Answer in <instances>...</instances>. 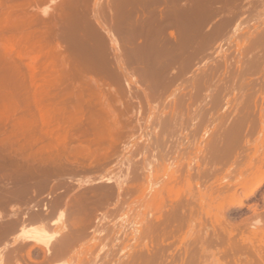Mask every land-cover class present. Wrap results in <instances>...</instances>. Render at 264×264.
<instances>
[{
    "label": "rangeland",
    "instance_id": "1",
    "mask_svg": "<svg viewBox=\"0 0 264 264\" xmlns=\"http://www.w3.org/2000/svg\"><path fill=\"white\" fill-rule=\"evenodd\" d=\"M59 1L0 0V214L6 216L14 210L12 208L22 209V212L30 208L29 214H51L46 215L50 233L59 231L65 236V233L69 235L82 230L74 252L61 261L42 264H169V260L170 264H234V261L235 264H264L260 263L257 253L254 255L249 250L250 243L256 250H264V183L249 199L244 198L238 186L242 175L256 164L258 155L264 153V115L259 118L256 109L264 100V0ZM8 36L9 39L15 36L34 48L38 45L46 52L43 60L50 68L44 74L45 81L39 80L41 74L31 69L26 56L18 59L15 46L12 47L15 44L6 38ZM218 38L221 40L217 41ZM224 58L226 63L222 61ZM252 96L253 100H249ZM234 114L239 117L234 118ZM214 129V133H209ZM217 135L224 138L218 140ZM248 136L249 140H246ZM245 140L248 141L246 152H239L246 146H241ZM213 142L218 145H212ZM205 143L209 145L203 147ZM206 148L209 152L204 154L217 153L208 155L213 157L204 155L212 160L202 157V150L207 151ZM236 148L242 149L238 151L242 153L239 157L243 158L240 162L235 155V152L238 154ZM233 160H237L236 164H232ZM262 165L264 170V162ZM210 174L214 176L209 177ZM227 174L234 176L227 178ZM237 188L235 201H229ZM186 199H192L194 203H187L190 200ZM254 204L259 216L249 222L252 211L248 206ZM171 207L176 208L171 211ZM109 210L111 213L108 214ZM179 215L182 218L179 219ZM154 216L163 218L162 221L164 217L172 220L159 222ZM257 220L261 222L258 225ZM73 222L75 225L71 224ZM26 223L25 227L30 229L40 224L30 220ZM143 226L146 232H143ZM107 238L111 240V246ZM141 240L143 244L137 243ZM238 241L241 248L248 251L239 253ZM187 247L195 251L194 257L191 251H186L189 250ZM263 252L260 251L262 256ZM139 254L143 255L142 261ZM241 254L245 255L239 258ZM33 256L35 262L41 264L38 248ZM89 256L94 262L88 260Z\"/></svg>",
    "mask_w": 264,
    "mask_h": 264
},
{
    "label": "bare ground",
    "instance_id": "2",
    "mask_svg": "<svg viewBox=\"0 0 264 264\" xmlns=\"http://www.w3.org/2000/svg\"><path fill=\"white\" fill-rule=\"evenodd\" d=\"M120 1V0H119ZM135 1H137V0H135ZM162 1H165V0H162ZM224 1V0H223ZM60 2H62V0H60L59 1V3ZM112 2V1H111ZM117 2V1H116ZM123 2H124V0H123ZM249 2V1H248ZM263 2V1H262ZM131 3V2H130ZM133 3V2H132ZM137 2H135V4H136ZM179 3V2H178ZM177 3V4H178ZM190 3V2H189ZM109 4V3H108ZM116 4V3H115ZM117 4H118V2H117ZM200 4V3H199ZM257 4V3H256ZM120 5H121V3H120ZM137 5H139V4H137ZM172 5V4H171ZM178 5H180V4H178ZM44 6V5H43ZM109 6V5H108ZM118 6V5H117ZM133 6V5H132ZM262 6V5H261ZM106 7V6H105ZM131 7V6H130ZM194 7V6H193ZM239 7V6H238ZM241 7V6H240ZM244 7V6H243ZM247 7V6H246ZM102 8V7H101ZM110 8V7H109ZM119 8V7H118ZM124 8V7H123ZM229 8V7H228ZM106 9V8H105ZM112 9V8H111ZM180 9V8H179ZM103 10V9H102ZM114 10V9H113ZM123 10V9H122ZM185 10V9H184ZM247 10V9H246ZM245 10V11H246ZM262 10H264V9H262ZM105 11V10H104ZM129 11V10H128ZM181 11V10H180ZM243 12V14L244 13H246V12ZM112 12V11H111ZM110 12V13H111ZM172 12H174V11H172ZM182 12H184V11H182ZM223 12V11H222ZM247 12H248V10H247ZM250 12V11H249ZM253 12H256V11H253ZM99 13H101V12H99ZM126 13V12H125ZM127 13H130V12H127ZM114 14V13H113ZM121 14V13H120ZM147 14V13H146ZM218 14V13H217ZM254 14V13H253ZM252 14V15H253ZM112 15V14H111ZM245 15H247V14H245ZM249 15V14H248ZM251 15V14H250ZM58 16V15H57ZM99 16H101V15H99ZM98 16V17H99ZM169 16V15H168ZM174 16H176V15H174ZM227 16V15H226ZM232 16V15H231ZM242 16V15H241ZM53 17V16H52ZM97 17V16H96ZM116 17V16H115ZM122 17V16H121ZM176 17H178V16H176ZM208 17V16H207ZM249 17V16H248ZM259 18H260V16H258ZM262 17V16H261ZM59 18H60V16H59ZM105 18V17H104ZM155 18V17H154ZM180 18V17H179ZM210 18V17H209ZM220 18V17H219ZM222 18V17H221ZM233 18V17H232ZM231 18V19H232ZM263 18V17H262ZM100 19H101V17H100ZM99 19V20H100ZM159 19H161V17L159 18ZM158 19V20H159ZM237 19V18H236ZM261 19V18H260ZM98 20V21H99ZM111 20V19H110ZM221 20V19H220ZM225 19H223V21H224ZM233 20V19H232ZM148 21V20H147ZM170 21V20H169ZM203 21V20H202ZM222 21V20H221ZM99 22H101V20L99 21ZM179 22V21H178ZM196 22V21H195ZM212 22V21H211ZM227 22V21H226ZM231 22V21H230ZM180 23V22H179ZM183 23V22H182ZM197 23V22H196ZM105 24V23H104ZM170 24V23H169ZM207 24V23H206ZM223 24V23H222ZM230 24V23H229ZM228 24V26H230ZM258 24V23H257ZM108 25V24H107ZM139 25V24H138ZM142 25H143V23H142ZM145 25V24H144ZM187 25V24H186ZM235 25V24H234ZM216 26V25H215ZM240 26V25H239ZM57 27V26H56ZM131 27V26H130ZM71 28V27H70ZM154 28H156V27H154ZM166 28V27H165ZM165 28H163V29H165ZM225 28V27H224ZM133 29H134V27H133ZM193 30V29H192ZM203 30V29H202ZM224 30V29H223ZM230 30V29H229ZM228 30V31H229ZM159 31V30H158ZM207 31V30H206ZM211 31V30H210ZM126 32V31H125ZM129 32V31H128ZM135 32V31H134ZM215 32V31H214ZM127 33V32H126ZM140 33H142V32H140ZM193 33V32H192ZM154 34V33H153ZM241 34V33H240ZM65 35V34H64ZM111 35V34H110ZM129 35V34H128ZM142 35V34H141ZM188 35H190L189 33H188ZM226 35V34H225ZM236 35V34H235ZM222 36V35H221ZM228 36V35H227ZM233 36V35H232ZM248 36H250V35H248ZM15 36H12L10 39H9V36L8 37H6V38H8L9 39V41L10 42H12V44H15V45H11L12 47H16L17 49L15 50V47H14V51H16V54L18 55V59H20V57H24V56H26L28 59H29V66L31 67V69H35L36 71H38L37 72V74L39 75V73L41 74V76H40V78H39V80L40 81H45L46 80V75H44L45 74V72H49V68H50V66H49V64H46V62L43 60V58L46 56V52H44V50L42 49V48H38V45H36L37 46V48H36V46H35V48H34V46L33 47H31V46H28V45H26L27 43H22V41H21V39H19V38H14ZM114 37V36H113ZM130 37V36H129ZM128 37V38H129ZM59 38V37H58ZM76 38V37H75ZM127 38V39H128ZM221 38V37H220ZM236 38V37H235ZM77 39V38H76ZM80 39V38H79ZM78 39V40H79ZM105 39V38H104ZM122 39H123V37H122ZM201 39V38H200ZM215 39V38H214ZM71 40V39H70ZM113 40H114V38H113ZM202 40V39H201ZM219 40H221V39H219L218 38V40L217 41H219ZM8 41V43H10ZM28 41H30V39L28 40ZM32 41V40H31ZM117 41H118V39H117ZM123 41V40H122ZM189 41V40H188ZM209 41H213V40H209ZM115 42V41H114ZM113 42V43H114ZM231 42H233V41H231ZM32 43H33V41H32ZM100 43V42H99ZM222 43V42H221ZM89 44V43H88ZM192 44V43H191ZM213 44V43H212ZM239 44V43H238ZM85 45V44H84ZM118 45V44H117ZM217 45V44H216ZM225 46V45H224ZM11 47V48H12ZM41 47V46H40ZM52 47V46H51ZM91 47V46H90ZM110 47H112V46H110ZM119 47V46H118ZM117 47V48H118ZM135 47V46H134ZM211 47V46H210ZM261 47V46H260ZM213 48V47H212ZM216 48V47H215ZM93 49V48H92ZM96 49V48H95ZM119 49V48H118ZM13 50V49H12ZM75 50V49H74ZM100 50V49H99ZM111 50V49H110ZM113 51H115L114 49H112ZM152 50H154V48H152ZM202 50V49H201ZM255 50V49H254ZM75 52V51H74ZM192 52V51H191ZM222 52V51H221ZM85 53V52H84ZM118 53V52H117ZM126 53V52H125ZM154 53H156V52H154ZM174 53H176V52H174ZM236 53H237V51H236ZM253 53V52H252ZM115 54V53H114ZM123 54V53H122ZM238 54V53H237ZM85 55V54H84ZM83 55V56H84ZM112 55V54H111ZM50 56V55H49ZM244 56H247V55H244ZM260 56V55H259ZM17 57V56H16ZM92 57V56H91ZM121 57V56H120ZM79 58V57H78ZM81 58V57H80ZM116 58V55H115V57H114V59ZM122 58V57H121ZM209 58V57H208ZM207 58V59H208ZM77 59V58H76ZM202 59V58H201ZM206 59V58H205ZM123 60V59H122ZM260 60H261V58H260ZM78 61V60H77ZM140 61V60H139ZM214 61H216V60H214ZM224 63H226V60H225V58H224V60H222ZM251 61V60H250ZM258 61H259V59H258ZM262 62H263V60H261ZM212 62V61H211ZM222 62V63H223ZM231 62V61H230ZM80 63V62H79ZM131 63V62H130ZM164 63V62H163ZM241 63V62H240ZM247 63V62H246ZM264 63V62H263ZM200 64V63H199ZM210 64V63H209ZM259 65H260V63H258ZM254 65V64H253ZM227 66V65H226ZM173 67V66H172ZM196 67V66H195ZM232 67V66H231ZM241 67V66H240ZM250 67V66H249ZM141 68V67H140ZM186 68V67H185ZM95 69V68H94ZM93 69V70H94ZM118 69V68H117ZM176 69V68H175ZM229 69H230V66H229ZM235 69V68H234ZM251 70H253L254 69V67H252V68H250ZM233 70V69H232ZM238 70H240V69H238ZM260 70V69H259ZM191 71V70H190ZM247 71V70H246ZM258 70L256 69V72H257ZM213 72V71H212ZM221 72V71H220ZM245 72V71H244ZM234 73V72H233ZM258 73V72H257ZM161 74V73H160ZM226 74V73H225ZM224 74V75H225ZM246 74V73H245ZM197 75H199V74H197ZM206 75V74H205ZM243 75V74H242ZM38 77V76H37ZM164 77V76H163ZM186 77H187V75H186ZM212 77V76H211ZM145 78V77H144ZM194 78V77H193ZM196 79V78H195ZM199 79H201V78H199ZM143 80V79H142ZM148 80V79H147ZM168 80V79H167ZM169 81H171V80H169ZM174 81V80H173ZM199 81V80H198ZM252 81H254V80H252ZM200 82V81H199ZM250 82V81H249ZM257 82V81H256ZM255 82V83H256ZM252 83V82H251ZM169 84V83H168ZM174 84V83H173ZM209 84V83H208ZM207 84V85H208ZM212 85V84H211ZM164 86V85H163ZM175 86V85H174ZM206 86V85H205ZM231 86V85H230ZM241 86V85H240ZM257 85H255L254 87H256ZM188 87V86H187ZM232 87V86H231ZM253 87V86H252ZM146 88V87H145ZM144 88V89H145ZM197 88H198V86H197ZM211 88V87H210ZM257 88V87H256ZM172 89V88H171ZM260 89V88H259ZM258 89V90H259ZM167 90V89H166ZM227 90V89H226ZM254 90V89H253ZM262 90V89H261ZM264 90V89H263ZM254 91H256V90H254ZM151 92V91H150ZM152 92H154V91H152ZM228 92V91H227ZM209 93V92H208ZM237 93H240V92H237ZM249 93V92H248ZM262 93V92H261ZM155 94V93H154ZM223 94V93H222ZM232 95V94H231ZM230 95V96H231ZM239 95V94H238ZM153 96H155V95H153ZM248 96V95H247ZM254 96V95H253ZM253 96L249 99V100H253ZM258 96V95H257ZM215 97V96H214ZM228 97V96H227ZM249 97V96H248ZM262 97V96H261ZM148 98V97H147ZM217 98H220V97H217ZM223 99L224 98H226V97H222ZM234 98V97H233ZM160 99V98H159ZM222 99V100H223ZM258 99V98H257ZM256 99V100H257ZM263 99V98H262ZM205 100V99H204ZM203 100V101H204ZM232 100H234V99H232ZM172 101V100H171ZM260 101V100H259ZM264 100H262L261 102H259L258 104V107H256V109H257V112H258V114H259V118L260 117H263V115H264V102H263ZM232 102H234V101H232ZM249 102V101H248ZM257 102V101H256ZM193 103V102H192ZM251 103V102H250ZM249 103V104H250ZM177 104V103H176ZM195 104V103H194ZM203 104V103H202ZM230 104H232V103H230ZM248 104V105H249ZM204 105V104H203ZM256 105V104H255ZM177 106V105H176ZM190 106V105H189ZM243 107H244V104L242 105ZM247 106V105H246ZM250 106L251 105H249L248 107H249V109H251L250 108ZM181 107V106H180ZM217 107H219V106H217ZM221 107V106H220ZM254 107V106H253ZM238 108V107H237ZM184 108H182V110H183ZM203 109V108H202ZM209 109H211V108H209ZM220 109H222V108H219V110ZM242 109V108H241ZM201 110V109H200ZM216 110H218L217 108H216ZM218 110V111H219ZM239 110H240V108H239ZM202 111V110H201ZM210 111V110H209ZM226 111V110H225ZM234 111L235 110H233V113H234ZM236 111H238V109H236ZM243 111V110H242ZM166 112V111H165ZM174 112V111H173ZM176 112H179V111H176ZM200 112V111H199ZM253 112V111H252ZM180 113V112H179ZM204 113V112H203ZM215 113H217V112H214V114ZM225 113H228V112H225ZM163 114H165V113H163ZM177 114V113H176ZM186 114V113H185ZM189 114V113H188ZM205 114V113H204ZM209 114H211V113H209ZM231 114H232V112H231ZM236 114H238V112H236ZM236 114H234V118H235V116H237V117H239L238 115H236ZM246 115H247V113H245ZM182 114H180V116H181ZM184 115V114H183ZM207 114H205V116H206ZM212 115V114H211ZM216 115V114H215ZM220 115V114H219ZM227 116H228V118H230L229 116V114H226ZM225 115V116H226ZM242 115V114H241ZM240 115V116H241ZM218 116V115H217ZM222 116V115H221ZM176 117V116H175ZM179 117V116H178ZM215 117V116H214ZM251 117V116H250ZM181 118V117H180ZM212 118H213V116H212ZM217 118V117H216ZM244 118V117H243ZM247 118V117H246ZM245 118V119H246ZM115 119V118H114ZM202 120H203V118H201ZM210 119V118H209ZM218 119V118H217ZM221 119H223V118H221ZM238 119V118H237ZM237 119H235L236 121H237ZM168 120V119H167ZM166 120V121H167ZM178 120H180V119H178ZM206 120V119H205ZM231 120V119H230ZM229 120V121H230ZM187 121V120H186ZM232 121V120H231ZM207 122V121H206ZM205 122V123H206ZM213 122V121H212ZM216 122H218V121H216ZM221 122V121H220ZM165 123V122H164ZM179 123V122H178ZM194 123V122H193ZM203 123V122H202ZM202 123H200V124H202ZM215 123V122H214ZM207 124H208V122H207ZM212 124V123H211ZM233 124H236L235 122H233ZM241 124V123H240ZM169 125V124H168ZM186 125V124H185ZM218 125H220V124H218ZM192 126V128H193V125H191ZM217 126V125H216ZM215 126V127H216ZM241 127H243V126H241ZM220 128V127H219ZM223 128V130L225 131V128L224 127H222ZM221 129V128H220ZM216 130H218V128H216ZM195 131H198V130H195ZM203 131V130H202ZM212 131V130H211ZM214 131H215V129L212 131V132H209V133H214ZM221 132H223L222 130H220ZM199 132H201V130L199 131ZM219 132V131H218ZM218 132H216V134L218 133ZM228 132H230V131H228ZM196 133V132H195ZM162 134V133H161ZM170 134V133H169ZM169 134H167V135H169ZM198 134V133H197ZM230 134H233L232 133V131H231V133ZM167 135H166V137H167ZM177 136V135H176ZM214 136V134L211 136V137H213ZM224 136V135H223ZM230 136V135H229ZM231 137L233 138L234 137V135L232 136L231 135ZM247 137V136H246ZM251 137V136H250ZM176 138V137H175ZM196 138V137H195ZM205 138H206V136H205ZM207 138H209V137H207ZM224 137H222V138H218V135H217V139L219 140V139H223ZM231 138V139H232ZM242 138V137H241ZM190 139V138H189ZM243 139V138H242ZM206 140V142L208 141L207 139H205ZM211 140V139H210ZM215 140V139H214ZM218 140L216 141V142H218ZM234 140V139H233ZM246 140H249V136H248V139H246ZM245 140V141H246ZM251 140V139H250ZM253 140V139H252ZM195 141V140H194ZM172 142V141H171ZM199 141H197V143H198ZM203 142V141H202ZM210 142V141H209ZM221 141H219V143H220ZM247 142L248 141H246L244 144H242L241 143V146L243 145H245L246 144V146L245 147H243V151H239V150H242V149H235V150H237V152L239 151V152H246V151H244L245 150V148L247 149ZM191 143V142H190ZM189 143V144H190ZM214 143V142H213ZM231 143V142H230ZM250 143H251V141H250ZM154 144V143H153ZM204 144V143H203ZM206 144V146H203V147H207V145H209V144H207V143H205ZM216 143H214V144H212V145H215ZM238 144V143H237ZM186 145V144H185ZM197 145V144H196ZM211 145V146H212ZM216 145H218V144H216ZM232 145L234 146V143H232ZM239 145V144H238ZM250 145V144H249ZM162 146V145H161ZM216 148V150H218L217 149V146H213V148ZM219 147H220V144H219ZM250 147V146H249ZM161 148V147H160ZM159 148V149H160ZM169 148V147H168ZM189 148V147H188ZM238 148H240V147H238ZM152 149V148H151ZM164 149V148H163ZM167 149V148H166ZM194 149V148H193ZM202 149V148H201ZM211 149V148H210ZM253 149V148H252ZM206 150L207 151H203L202 150V157H206V156H208L209 154L210 155H216V154H214L212 151V153H208V154H204V152L206 153V152H209L208 151V149L206 148ZM139 151V150H138ZM150 151V150H149ZM164 151V150H163ZM168 151V150H167ZM193 151V150H192ZM196 151V150H195ZM223 151V150H222ZM143 152V151H142ZM169 152V151H168ZM239 152H238V154L235 152V155H237L236 156V158L238 159V162H240V160L239 159H243V158H241V157H239L240 155H242V153H240L239 154ZM249 153H251L250 151H248ZM139 152H137V155H139L138 154ZM144 153V152H143ZM192 153V152H191ZM190 153V154H191ZM223 153H225V152H223ZM189 154V153H188ZM195 154V153H194ZM219 154V153H218ZM244 154V153H243ZM252 154H253V152H252ZM257 154V153H256ZM142 155V154H141ZM140 155V156H141ZM175 155V154H174ZM204 155H206V156H204ZM221 155H222V153H221ZM224 155V154H223ZM244 155H247V156H251V155H248V153H246V154H244ZM255 155V154H254ZM171 156V155H170ZM213 156H208V157H213ZM257 156V155H256ZM255 156V159H257V157ZM149 157H150V155H149ZM176 157V156H175ZM208 157H206L207 159H210V158H208ZM216 157H218V156H216ZM219 157H222V156H219ZM225 157V156H224ZM234 157V156H233ZM243 157V156H242ZM142 158V157H141ZM146 158V157H145ZM206 158H204V160L206 159ZM148 159V158H147ZM222 159V158H221ZM220 158H219V160H221ZM235 159V158H234ZM248 159H249V157H248ZM247 158H246V160H248ZM146 160V159H145ZM162 160V159H161ZM186 160V159H185ZM184 160V161H185ZM210 160H212V158L210 159ZM209 160V161H210ZM156 161V160H155ZM214 161V160H213ZM228 161V160H227ZM234 162L235 161H237V160H233ZM245 161V160H244ZM244 161H242V164L243 163H245ZM160 162V161H159ZM178 162V161H177ZM232 163V164H236V162L235 163ZM252 162V161H251ZM263 162H264V153H260V156L258 155V161L256 162V164L255 165H252V166H250V170L248 171V170H246V171H248V172H246V173H244V175H242V178H241V175H239V176H237L238 178H241V180H240V182H239V184H238V186H239V188H241L242 189V192L244 193V198L245 199H249V198H251L252 196H254L255 195V193L259 190V188L262 186V184L264 183V170H262L261 169V167L263 166L262 164H263ZM205 163H207L206 161H205ZM204 163V164H205ZM186 164V163H185ZM214 165H215V163H213ZM222 164H223V162H222ZM186 165H188V164H186ZM245 165V164H244ZM107 166V165H106ZM229 166V165H228ZM236 165H233L232 167H235ZM146 167V166H145ZM185 167V166H184ZM201 167V166H200ZM212 167V166H211ZM219 167H220V165H219ZM219 167H215V168H218L219 169ZM253 167V168H252ZM116 168V167H115ZM128 168V167H127ZM129 168H130V166H129ZM187 168H188V166H187ZM215 168H213V169H215ZM242 168H243V166H242ZM124 169V168H123ZM202 169V168H201ZM217 169V170H218ZM226 169V168H225ZM230 169V168H229ZM19 170V169H18ZM43 170V169H42ZM113 170V169H112ZM138 170V169H137ZM203 170H205V169H203ZM216 169H215V171H217ZM227 170V169H226ZM231 170V169H230ZM233 170H235V169H233ZM232 170V171H233ZM241 170V169H240ZM5 171V170H4ZM91 171V170H90ZM106 171V170H105ZM119 171V170H118ZM140 171V170H139ZM139 171H136V172H139ZM162 171V170H161ZM193 171V170H192ZM206 171V170H205ZM80 172H82V171H80ZM127 172V171H126ZM134 172V171H133ZM219 172H220V170H219ZM230 172V171H229ZM237 172V171H236ZM236 172H234L233 174H235ZM97 173V172H96ZM106 173V172H105ZM186 173V172H185ZM64 174V173H63ZM92 174V173H91ZM101 174V173H100ZM117 174V173H116ZM206 174V172L204 173V175ZM228 175L227 174V178H229L230 176H234V175ZM240 174H242V173H240ZM87 175H88V172H87ZM109 175V174H108ZM111 175V174H110ZM138 175V174H137ZM140 175V174H139ZM194 175V174H193ZM206 175H208V174H206ZM205 175V177H207ZM217 175V174H216ZM215 175V176H216ZM226 175V174H225ZM2 176V175H1ZM99 176H102V175H99ZM128 176V175H127ZM130 176V175H129ZM141 176V175H140ZM211 176H214L213 174H210V176L209 177H211ZM4 177V176H3ZM27 177V176H26ZM195 177V176H194ZM83 178V177H82ZM85 178V177H84ZM193 177H191V179H192ZM226 178V177H225ZM224 178V179H225ZM104 178H102V180H103ZM207 178H205V180H206ZM214 178H212V180H213ZM231 179H232V177H231ZM235 179H237V178H235ZM58 180V179H57ZM108 180H109V178H108ZM112 180V179H111ZM195 180V179H194ZM227 180V179H226ZM87 181V180H86ZM94 181V180H93ZM142 181V180H141ZM192 182H193V180H191ZM209 181H211V180H208V182ZM235 181V180H234ZM7 182V181H6ZM38 182V181H37ZM73 182V181H72ZM118 182V181H117ZM217 182V181H216ZM45 183V182H44ZM107 183V182H106ZM114 183V182H113ZM136 183V185H137V182H135ZM41 184V183H40ZM50 184V183H49ZM72 184V183H71ZM71 184H69V185H71ZM115 184H116V181H115ZM114 184V185H115ZM185 184H188V183H185ZM48 185V184H47ZM131 185V184H130ZM133 185V184H132ZM44 186H46V185H44ZM55 186H57V185H55ZM67 186V185H66ZM79 186V185H78ZM116 186V185H115ZM114 186V187H115ZM118 186V185H117ZM139 186V185H138ZM195 186V185H194ZM212 186H215V185H212ZM211 185H210V187H212ZM233 186H235V185H233ZM237 186V185H236ZM29 187V186H28ZM54 187V186H53ZM82 187V186H81ZM119 187V186H118ZM196 187V186H195ZM16 188V187H15ZM34 188V187H33ZM49 188V187H48ZM61 188V187H60ZM117 188V187H116ZM191 188V187H190ZM193 188V187H192ZM57 189V188H56ZM76 189H78V188H76ZM106 189V188H105ZM122 190H123V187L121 188ZM120 189V190H121ZM125 189V188H124ZM128 189V188H127ZM196 189H198V188H196ZM232 189H234L233 187H232ZM16 190V189H15ZM23 190V189H22ZM52 190V189H51ZM58 190V189H57ZM101 190V189H100ZM119 190V191H120ZM189 190V189H188ZM201 190V189H200ZM198 191V192H201V191ZM34 191V190H33ZM36 191V190H35ZM72 191V190H71ZM70 191V192H71ZM96 191V190H95ZM110 191V190H109ZM215 191H217V190H215ZM237 191H238V188L237 189H235V191H234V193L231 195V194H229V195H231V199L229 200V201H235V197H236V195H237ZM26 192V191H25ZM77 192V191H76ZM99 192V191H98ZM127 192H128V190H127ZM9 193H10V191H9ZM8 193V194H9ZM28 193V192H27ZM32 193V192H31ZM51 193H53V192H51ZM101 193V192H100ZM132 193V192H131ZM220 193V192H219ZM231 193V192H230ZM3 194H6V193H3ZM8 194H6V196L8 195ZM24 194V193H23ZM33 194V193H32ZM36 194V193H35ZM48 194H50V193H48ZM75 194V193H74ZM82 194V193H81ZM106 194V193H105ZM113 194H114V192H113ZM223 194V193H222ZM240 194V193H239ZM2 195V194H1ZM10 195V194H9ZM9 195H8V197H9ZM41 195V194H40ZM98 195V194H97ZM120 195V194H119ZM119 195H118V197H119ZM156 195V194H155ZM187 195H189V194H187ZM225 195V194H224ZM228 195V196H229ZM85 196V195H84ZM83 196V197H84ZM92 196V195H91ZM95 197H96V195H94ZM115 196H117L116 194H115ZM124 196H126V195H123V197ZM149 196V195H148ZM263 196V200H264V195H262ZM20 197V196H19ZM31 197V196H30ZM29 197V198H30ZM37 197H38V195H37ZM36 197V198H37ZM70 197V196H69ZM122 197V198H123ZM190 197V196H189ZM21 198V197H20ZM20 198H19V200H20ZM25 198V197H24ZM35 199L33 196L31 197V199ZM40 198V197H39ZM65 198H67V197H65ZM79 198V197H78ZM98 198V197H97ZM116 198V197H115ZM166 198H169L168 196L166 197ZM187 198V197H186ZM196 198L198 199V197L196 196ZM225 198V197H224ZM241 198H242V196H241ZM2 199V198H1ZM11 199V198H10ZM22 199H23V197H22ZM26 199V198H25ZM44 199V198H43ZM100 199V198H99ZM98 199V200H99ZM124 199V198H123ZM122 199V200H123ZM130 199V198H129ZM135 199V198H134ZM6 201H7V199H5ZM45 200V199H44ZM85 200H86V198H85ZM108 200V199H107ZM117 200V199H116ZM153 200L155 201L156 199H154L153 198ZM187 200V199H186ZM185 200V201H186ZM188 200H190V202H187V203H194L193 201L194 200H192V199H188ZM187 200V201H188ZM192 200V201H191ZM199 200V199H198ZM1 201V200H0ZM9 201V200H8ZM24 201H26V200H24ZM40 201V200H39ZM38 201V202H39ZM46 201V200H45ZM66 201V200H65ZM78 201V200H77ZM109 201H110V199H109ZM245 201V200H244ZM22 202V201H21ZM56 202V201H55ZM73 202V201H72ZM112 202V201H111ZM132 202V201H131ZM227 202V201H226ZM236 202L237 203H241V200H239V201H237L236 200ZM3 204H4V202H2ZM7 204H8V202H6ZM18 203H20V202H18ZM41 202H39V204H40ZM60 203V202H59ZM79 203H80V200H79ZM84 203V202H83ZM95 203V202H94ZM98 203H99V201H98ZM97 203V204H98ZM121 203V202H120ZM120 203H119V205H120ZM123 203H124V201H123ZM127 203V202H126ZM185 203V202H184ZM183 203V204H184ZM196 203V202H195ZM230 203V202H229ZM233 203V202H232ZM0 204H1V202H0ZM21 204V203H20ZM31 204V203H30ZM37 204V203H36ZM45 204V203H44ZM100 204V203H99ZM107 204H109V203H107ZM116 204V203H115ZM156 204V203H155ZM155 204H153V205H155ZM234 204V203H233ZM253 204V203H252ZM6 205V204H5ZM4 205V206H5ZM22 205H23V203H22ZM52 205V204H51ZM59 206H60V204H58ZM80 205V204H79ZM79 205H77V206H79ZM82 205V204H81ZM92 205V204H91ZM102 205V204H101ZM117 205H118V203H117ZM124 205V204H123ZM157 205H160V203L159 204H157ZM173 205V204H172ZM176 204H174V206H175ZM186 205V204H185ZM227 205V204H226ZM241 205V204H240ZM68 206V205H67ZM99 206V205H98ZM103 206V205H102ZM179 206V205H178ZM178 206H176V207H171V211H172V209H174V208H176L175 210L177 211L178 210ZM188 206H191V205H188ZM2 207V206H1ZM9 207V206H8ZM69 207V206H68ZM92 207H93V205H92ZM100 207V206H99ZM104 207V206H103ZM103 207H101V208H103ZM107 207V206H106ZM119 207V206H118ZM156 207V206H155ZM185 207V206H184ZM199 207V206H198ZM3 208V207H2ZM41 208V207H40ZM64 208V207H63ZM83 208H84V206H83ZM89 208V207H88ZM115 208V207H114ZM122 208V207H121ZM187 208H191V207H187ZM248 208L249 209H251V211H252V214H251V216L249 217V215H248V217H249V219L248 218H246V219H248V220H250L249 222H252V220L254 221V220H256V219H258V214L257 213H259L258 211H257V205L256 204H254V205H249L248 206ZM12 209H14V210H10V214H6V216H4L3 214L1 215L0 214V264H30V263H33V262H35L36 261V259L34 258V256H33V254L36 252V249L38 248L39 249V251L41 252V255H42V260H41V264H42V262H50L51 260H58V261H61L60 259H63V258H65L67 255H69L70 253H72V252H74L73 251V248H75V243H76V241L77 240H79V236H80V234H83V233H81L82 232V230H80V232H75L74 233V231H73V233L71 232L69 235H66V233H65V236H63V234L61 233L60 234V232L59 231H55L54 233H50V229H48V227H47V223H48V221H47V219H46V217L48 216L49 217V215H51V214H49V215H47L46 213L45 214H42V213H31V214H29V211L28 210H30V208H27V209H24V210H26V211H24V212H22V209L21 210H17L16 208H12ZM35 209V208H34ZM56 209V208H55ZM65 209V208H64ZM80 209V208H79ZM107 210H108V208H106ZM116 209V208H115ZM118 209V208H117ZM116 209V210H117ZM157 209V208H156ZM261 209H263V208H261ZM9 210V209H8ZM41 210V209H40ZM44 210V209H43ZM47 210H48V208H47ZM46 210V211H47ZM53 210H54V208H53ZM69 210V209H68ZM88 210V209H87ZM95 210V209H94ZM158 210V209H157ZM175 210H173L174 212L173 213H175ZM186 210H188V209H186ZM46 211H44V212H46ZM55 211V210H54ZM67 211V210H66ZM84 211V210H83ZM85 211H86V209H85ZM119 211V210H118ZM181 211H182V208H181ZM190 211V210H189ZM188 211V212H189ZM1 212V211H0ZM79 212H80V210H79ZM79 212H78V214H79ZM89 212V211H88ZM87 212V213H88ZM93 212V211H92ZM96 212V211H95ZM102 212V211H101ZM117 212V211H116ZM121 212V211H120ZM133 212V211H132ZM166 212V211H165ZM178 212V211H177ZM188 212H187V214H188ZM4 214L6 213V212H3ZM48 213V212H47ZM50 213V212H49ZM94 213V212H93ZM108 214L109 213H111V211L109 210V212H107ZM115 213V212H114ZM157 213V212H156ZM167 213V212H166ZM169 213H170V215H173V214H171V212H170V210H169ZM262 213V212H261ZM55 214V213H54ZM95 214V213H94ZM104 214V213H103ZM106 214V213H105ZM176 214H178V213H176ZM47 215V216H46ZM57 215V214H56ZM74 215V214H73ZM82 215V214H81ZM107 215V214H106ZM166 215V214H165ZM169 215V216H170ZM182 216H183V214H181ZM186 215V214H185ZM27 216V217H26ZM77 216V218H78V216L79 215H76ZM83 216V215H82ZM85 216V215H84ZM86 216H87V214H86ZM95 216V215H94ZM101 216V215H100ZM109 216V215H108ZM117 216H119V213H118V215ZM168 216V215H167ZM178 216V215H177ZM180 216V215H179ZM52 217V216H51ZM50 217V218H51ZM99 217V216H98ZM120 217V216H119ZM175 217H176V215H175ZM175 217H173V218H175ZM246 217V216H245ZM25 218H26V222H28V220H30V221H37V223L40 225H38L36 228H33V229H30V228H26L25 226H26V224H28V223H26L25 222ZM56 218V217H55ZM58 218V217H57ZM80 218V217H79ZM84 218V217H83ZM86 218V217H85ZM88 218V217H87ZM91 218V217H90ZM115 218V217H114ZM132 218V217H131ZM147 218V217H146ZM150 218V217H149ZM154 218H156L155 216H154ZM168 218V217H167ZM170 218H171V216H170ZM180 218H182L181 216L179 217V219ZM222 218V217H221ZM52 219V218H51ZM54 219V218H53ZM59 219V218H58ZM63 219V218H62ZM89 219V218H88ZM92 219V218H91ZM104 219V218H103ZM117 219H119V218H117ZM157 219H159L158 221L159 222H161L162 220H163V218H156L155 219V221H157ZM185 219H187V218H185ZM105 220V219H104ZM154 220V219H153ZM166 220H172V219H165V217H164V221H166ZM192 220V219H191ZM248 220H246V221H248ZM58 221V220H57ZM62 221V220H61ZM71 221V220H70ZM73 221V220H72ZM81 221V220H80ZM89 221H90V219H89ZM101 221V220H100ZM164 221H162V222H164ZM183 220H181V222H182ZM245 221V222H246ZM258 221V220H257ZM50 223H51V226H52V222H51V220L49 221ZM56 222V221H55ZM54 222V223H55ZM63 222H65V221H63ZM62 222V223H63ZM67 222V221H66ZM114 222V221H113ZM118 222V221H117ZM146 224L148 223L147 222V220H145L144 221ZM159 222H156V224H158ZM170 222H172V221H170ZM169 222V224H171ZM176 222H177V220H176ZM191 222L192 221H190V225H191ZM243 222V221H242ZM26 223V224H25ZM91 223V222H90ZM95 223V222H94ZM102 223V222H101ZM122 223V222H121ZM167 223V222H166ZM184 223V222H183ZM226 223V222H225ZM230 223V222H229ZM240 223V222H239ZM254 223V222H253ZM71 224H74V222L73 223H71ZM85 224V223H84ZM104 224V223H103ZM118 224V223H117ZM149 224H150V222H149ZM148 224V225H149ZM164 224V223H163ZM255 224V223H254ZM30 225V224H29ZM59 225H61V224H59ZM75 225V224H74ZM105 225V224H104ZM177 225V224H176ZM182 225H184V224H182ZM250 225H252V224H250ZM110 226V225H109ZM122 226V225H121ZM154 226H156V225H154ZM165 226V225H164ZM178 227L180 226V225H177ZM229 226V225H228ZM253 226V225H252ZM30 227V226H29ZM61 227V226H60ZM71 227V226H70ZM75 227H77V226H75ZM158 227V226H157ZM167 227H169V226H165V228H167ZM174 228H175V226H173ZM190 227V226H189ZM233 227V226H232ZM247 227H249L250 228V226H247ZM73 228V227H72ZM94 228V227H93ZM100 228V227H99ZM98 228V229H99ZM119 228V227H118ZM177 228V227H176ZM56 229V228H55ZM95 229V228H94ZM109 229V228H108ZM144 228V226H143V232L145 231V230H147V229H145ZM149 229V228H148ZM153 229H157L156 227H154ZM261 229V228H260ZM61 230H63V228L61 229ZM66 230V229H65ZM76 230V229H75ZM84 230V229H83ZM102 230V229H101ZM154 230V231H155ZM177 230V229H176ZM248 230H250V229H248ZM117 231V230H116ZM149 231V230H148ZM169 231V230H168ZM173 231V230H172ZM172 231H170V232H172ZM178 231V230H177ZM261 231V230H260ZM52 232H53V230H52ZM62 232V231H61ZM92 232H94V231H92ZM99 232V231H98ZM146 232V231H145ZM158 232V231H157ZM167 232V231H166ZM175 232V231H174ZM242 233H243V231H241ZM248 232V231H247ZM77 233H79V234H77ZM94 233H96V232H94ZM105 233V232H104ZM107 233V232H106ZM160 233H164V232H161L160 231ZM173 233V232H172ZM238 234L240 233V232H237ZM93 234V233H92ZM100 234H101V232H100ZM111 234V233H110ZM142 234V233H141ZM147 234H148V232H147ZM154 234V233H153ZM156 234V233H155ZM59 235V236H58ZM79 235V236H78ZM85 235H87L86 233H85ZM106 235V234H105ZM163 235V234H162ZM241 235V234H240ZM239 235V236H240ZM245 235H248V234H245ZM245 235H242L243 237L245 236ZM58 236V237H57ZM100 236V235H99ZM109 235H107V237H108ZM118 236V235H117ZM127 236V235H126ZM147 236V235H146ZM145 236V237H146ZM170 236V235H169ZM173 236H174V234H173ZM104 237V236H103ZM103 237H101V238H103ZM106 237V236H105ZM104 237V238H105ZM110 237V236H109ZM140 237H143V236H140ZM144 237V238H145ZM154 237V236H153ZM157 237V236H156ZM242 237V238H243ZM250 237V236H249ZM256 237H257V235H256ZM103 238V239H104ZM113 238V237H112ZM111 238V239H112ZM118 238V237H117ZM245 238H247V236L245 237ZM251 239H252V236L250 237ZM107 239H109V238H107ZM120 239V238H119ZM122 239V238H121ZM143 239V238H142ZM157 239V238H156ZM238 239V238H237ZM257 239V238H256ZM55 240V241H54ZM97 240V239H96ZM117 240V239H116ZM129 240V239H128ZM168 240V239H167ZM177 240V239H176ZM231 240H233V238L231 239ZM241 240V239H240ZM243 240V239H242ZM245 240V239H244ZM247 240H249V239H247ZM246 240V241H247ZM85 241V240H84ZM87 241V240H86ZM109 241V243L108 244H110V239L108 240ZM118 242H120L119 240H117ZM126 241V240H125ZM196 241V240H195ZM236 241V240H235ZM83 242V241H82ZM121 242H122V240H121ZM124 242V241H123ZM122 242V243H123ZM127 242V241H126ZM131 242V241H130ZM141 243V244H143L142 243V240L141 241H138L137 243ZM155 242H158V241H155ZM169 242V241H168ZM167 242V243H168ZM208 242V241H207ZM239 243H237V244H240V245H237V246H239L238 248H241V243H240V241H238ZM244 242V241H243ZM248 242V241H247ZM253 242V241H252ZM263 242H264V239H263ZM263 242H261L260 241V243H263ZM84 243V242H83ZM95 243H97V242H95ZM115 243V242H114ZM125 243V242H124ZM124 243H123V245H124ZM132 243V242H131ZM136 243V244H137ZM145 243H146V241H145ZM161 243V242H160ZM164 243H166V242H164ZM203 243V242H202ZM212 243V242H211ZM78 244H80V242L78 243ZM120 244V243H119ZM119 244H116L117 246H118V248H119ZM135 244V245H136ZM233 244V243H232ZM245 244H247V243H245ZM101 245H103V244H101ZM132 245V244H131ZM175 246H176V244H174ZM189 245V244H188ZM212 245H214V244H212ZM249 245V244H248ZM248 245H247V248H248ZM97 246V245H96ZM100 246V245H99ZM98 246V247H99ZM109 246V245H108ZM110 246H111V244H110ZM116 246V247H117ZM139 246H145V245H140L139 244ZM204 246V245H203ZM210 246V245H209ZM259 246H262L261 244L259 245ZM101 247H103V246H101ZM115 246H114V248H116ZM166 247H167V245H166ZM183 247V246H182ZM185 247V246H184ZM263 247V246H262ZM100 248V247H99ZM120 248H121V246H120ZM133 248H135V246L133 247ZM168 248V247H167ZM177 248V247H176ZM175 248V249H176ZM187 248H189V247H187ZM230 248V247H229ZM243 248V247H242ZM241 248V250H240V252L239 253H242V252H245V251H248V249L246 250V249H242ZM250 249L249 250H251L252 252L251 253H254V255H256V253H257V257H258V259H259V261H260V263H264V255L262 256L261 254H260V251H264V250H256L255 248V245L253 246V245H251V243H250V247H249ZM94 249H95V247H94ZM153 249V248H152ZM186 249V248H185ZM75 250H76V248H75ZM101 250V249H100ZM118 250H120V249H118ZM118 250H116V252L118 251ZM134 250V249H133ZM167 250H169V249H167ZM198 250V249H197ZM205 250H207V248H205ZM204 250V251H205ZM244 250V251H243ZM104 251V250H103ZM115 251V250H114ZM138 251V250H137ZM136 251V252H137ZM181 251V250H180ZM186 251H191L190 250V248H189V250H186ZM233 251V250H232ZM89 252H90V250H89ZM91 252H92V250H91ZM95 252H96V250H95ZM98 252V251H97ZM107 252V251H106ZM135 252V251H134ZM133 252V254H135ZM192 252V251H191ZM195 251H193L191 254H194V255H191V256H195V253H194ZM201 252H202V250H201ZM200 252V253H201ZM250 252V251H249ZM87 253V252H86ZM101 253H102V250H101ZM118 253V252H117ZM184 253V252H183ZM248 253V252H247ZM88 254V253H87ZM96 254V253H95ZM107 254V253H106ZM145 256H147L145 253H143ZM154 254V253H153ZM160 254H163V253H160ZM172 254V253H171ZM180 253H178L177 255H179ZM185 254H186V252H185ZM188 254H190V253H188ZM196 254H197V251H196ZM238 254V253H237ZM263 254H264V252H263ZM38 255V254H37ZM73 255V254H72ZM92 256H94L93 254H91ZM120 255V254H119ZM139 255H141V258H140V261H142L141 259H142V254H139ZM164 255V254H163ZM168 255V254H167ZM176 255V256H177ZM181 255H183V254H181ZM243 255H245V254H241V255H239L240 257L239 258H241V256H243ZM247 255H249V254H247ZM246 255V256H247ZM96 256V255H95ZM98 256V255H97ZM144 256V257H145ZM170 256V255H169ZM185 256V255H184ZM211 256V255H210ZM245 256V257H246ZM82 257V256H81ZM91 256H89V257H87L88 258V260L90 261L91 259H89ZM99 257H100V255H99ZM109 257V256H108ZM163 257V256H162ZM179 257V256H178ZM178 257H176V259H178L179 260V258ZM181 257V256H180ZM213 257H215V256H213ZM218 257V256H217ZM234 257V256H233ZM232 257V258H233ZM256 257V258H257ZM83 258V257H82ZM87 258H86V260H87ZM97 258V257H96ZM96 258H95V260H96ZM101 258H102V256H101ZM105 258V257H104ZM134 258V257H133ZM137 258V257H136ZM148 258H150V257H148ZM157 258H159V257H157ZM157 258H155V259H157ZM167 258H169L168 256H167ZM182 258V257H181ZM180 258V259H181ZM186 259L188 258V257H185ZM192 258V257H191ZM35 259V260H34ZM75 259H76V257H75ZM94 259V258H93ZM118 259V258H117ZM151 259V258H150ZM161 259H163V258H161ZM161 259H158V261L159 260H161ZM165 259V258H164ZM176 259H174L175 261H176ZM189 259V258H188ZM245 259H247V258H245ZM257 259V260H258ZM40 260V259H39ZM100 260V259H99ZM107 260H108V258H107ZM131 260H133V259H131ZM134 260H135V258H134ZM146 260V259H145ZM207 260H209V259H207ZM38 261V260H37ZM76 261V260H75ZM91 261H93V260H91ZM109 261V260H108ZM111 261V260H110ZM147 261V260H146ZM150 261V260H149ZM155 261V260H154ZM161 261H163V260H161ZM167 261H168V259H167ZM180 262H181V260H179ZM187 261V260H186ZM185 261V262H186ZM190 261H193V260H190ZM189 261V262H190ZM195 261V260H194ZM219 261H220V259H219ZM234 261V260H233ZM246 261V260H245ZM250 261V260H249ZM84 262V261H83ZM94 262V261H93ZM102 262V261H101ZM124 262V261H123ZM132 262H134V261H132ZM145 262V261H144ZM169 262L171 263V261L169 260ZM207 262H209V261H207ZM231 262V261H230ZM251 262H252V260H251ZM256 263H257V261H255ZM103 263V262H102ZM112 263V262H111ZM127 263V262H126ZM158 263V262H157ZM168 263V262H167ZM169 263V264H170ZM236 262L234 261V264H235ZM245 263V262H244ZM33 264H38L37 262H35V263H33ZM58 264H60V263H58ZM88 264V263H87ZM117 264V263H116ZM137 264H139V263H137ZM140 264H142V263H140ZM143 264H148V263H143ZM155 264V263H154ZM173 264V263H172ZM175 264V263H174ZM178 264V263H177ZM184 264V263H183ZM189 264V263H188ZM198 264V263H197ZM214 264V263H213ZM218 264H220V263H218ZM243 264V263H242ZM249 264V263H248ZM253 264H255L254 262H253Z\"/></svg>",
    "mask_w": 264,
    "mask_h": 264
},
{
    "label": "clouds",
    "instance_id": "3",
    "mask_svg": "<svg viewBox=\"0 0 264 264\" xmlns=\"http://www.w3.org/2000/svg\"><path fill=\"white\" fill-rule=\"evenodd\" d=\"M261 222L260 221H256V224L258 225V224H260Z\"/></svg>",
    "mask_w": 264,
    "mask_h": 264
}]
</instances>
